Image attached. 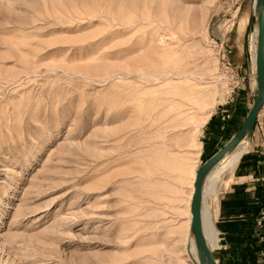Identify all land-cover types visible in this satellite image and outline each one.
I'll use <instances>...</instances> for the list:
<instances>
[{
    "label": "rangeland",
    "instance_id": "1",
    "mask_svg": "<svg viewBox=\"0 0 264 264\" xmlns=\"http://www.w3.org/2000/svg\"><path fill=\"white\" fill-rule=\"evenodd\" d=\"M256 19L254 0H0V264H195L192 178L256 77ZM256 124L264 151V106ZM230 176L201 206L214 230Z\"/></svg>",
    "mask_w": 264,
    "mask_h": 264
},
{
    "label": "crops",
    "instance_id": "2",
    "mask_svg": "<svg viewBox=\"0 0 264 264\" xmlns=\"http://www.w3.org/2000/svg\"><path fill=\"white\" fill-rule=\"evenodd\" d=\"M238 24L234 35L227 39L231 40L227 53L233 57L244 53L249 19L243 18ZM245 75L247 80L236 82V92L233 91L227 102L225 108L229 114H219L220 117L211 118L207 125L204 142L209 148L204 162L230 141L252 107L257 93L256 77L250 68ZM256 132L257 124L247 138L246 149L238 159L214 211L213 223L219 234L217 248L221 249L217 261L214 259L216 264H264V151L255 138ZM226 137V142L214 149V141Z\"/></svg>",
    "mask_w": 264,
    "mask_h": 264
},
{
    "label": "water",
    "instance_id": "3",
    "mask_svg": "<svg viewBox=\"0 0 264 264\" xmlns=\"http://www.w3.org/2000/svg\"><path fill=\"white\" fill-rule=\"evenodd\" d=\"M254 9L257 11V47L255 52L256 98L240 129L221 150L204 162L202 167L196 171L193 181V192L189 205L190 233L194 240L198 264H216L205 242L201 227L200 212L205 177L229 150L237 146L245 136L249 137L264 106V0H254Z\"/></svg>",
    "mask_w": 264,
    "mask_h": 264
},
{
    "label": "bare ground",
    "instance_id": "4",
    "mask_svg": "<svg viewBox=\"0 0 264 264\" xmlns=\"http://www.w3.org/2000/svg\"><path fill=\"white\" fill-rule=\"evenodd\" d=\"M264 12V10H263ZM253 50L256 51L257 47V30L254 33L253 41L250 43ZM252 65L255 69V54L252 56ZM248 139L247 136H245L240 143L235 146L233 149L229 150L225 156L210 170V172L207 174L204 180L203 188H202V204L203 200L206 197L212 196L214 198L217 197V189L218 184L222 180L223 176L226 173H232L238 159L240 158L243 151L246 149ZM229 175V174H228ZM194 177L192 178V183L194 181ZM193 190H191V193ZM192 195V194H191ZM190 195V196H191ZM208 209L205 208V206L201 207V227H202V233L203 237L205 239V242L209 248L210 251H213L217 244V233L212 227L211 222V215L207 211ZM190 246L191 250L196 253L195 246H194V240L193 237L190 239ZM197 256V254H196ZM195 264H198V258L194 261Z\"/></svg>",
    "mask_w": 264,
    "mask_h": 264
}]
</instances>
